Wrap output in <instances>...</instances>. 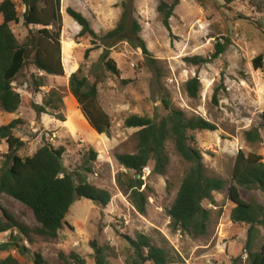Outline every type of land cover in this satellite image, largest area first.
Instances as JSON below:
<instances>
[{"label":"rangeland","instance_id":"rangeland-1","mask_svg":"<svg viewBox=\"0 0 264 264\" xmlns=\"http://www.w3.org/2000/svg\"><path fill=\"white\" fill-rule=\"evenodd\" d=\"M13 1L22 14L21 0ZM163 1L176 4L170 30L165 28L158 12ZM124 3L130 5L132 16L140 23L141 37L156 60L155 65H150L140 50L126 42L103 40L119 24ZM67 9L83 15L95 37H81L82 28L67 14ZM61 14L65 75L50 76L37 72L33 66L27 67L13 84L23 104L16 114L0 110V127L16 119L21 121L14 135L24 142L18 152L22 158L32 157L45 145L64 148L65 169L84 175L86 168H91L88 181L107 191L111 202L106 207L86 199L75 202L56 241L35 238L29 243L17 230L0 235V245L10 242L12 235L25 249L22 254L15 247L8 250L0 247V260L11 255L19 264H35L36 256L40 255L48 264H63L65 260L75 264L71 258L74 253L84 264H96L91 248V243L96 242L111 249L110 264H127L133 255L129 239L142 234L177 264H249L246 251L249 226L232 222L235 205L229 199L228 188L233 183L239 152L261 156L264 164V0H62ZM13 31L24 41L27 29L20 24ZM218 44L224 46L225 52L213 60ZM87 51L90 52L86 56ZM106 52L119 75L105 66L102 56ZM258 57H263L261 69H256L253 62ZM195 58L207 62L195 65L191 62ZM80 69L90 83H97L99 105L111 123L105 134L99 135L90 127L70 92L69 80ZM33 76H42L45 82L36 96L29 90ZM194 78L199 79L200 89L197 97L191 98L186 84ZM53 91L60 94L62 108L38 116L29 106L30 100H43ZM165 94L172 108L183 111L188 118L201 117L216 127L214 132L189 133L203 157L207 176L227 183L223 191L213 194L212 203H203L211 216L204 236L176 232L171 226L168 212L190 168L172 142L167 144L170 164L165 174L153 172L154 162L141 173L133 174L144 183L141 189L147 198L144 215L137 212L131 193L123 191L116 180L125 171L117 155L134 154L137 149L138 129L127 128L126 120L137 115L159 122L168 114L163 104ZM254 129L259 131L260 140L250 143L246 133ZM8 149L6 141L0 140V167ZM90 151L96 153L95 160L91 159ZM238 191L245 201L255 199L264 205L261 191L245 192L240 187ZM0 203L21 223L30 228L37 226L33 213L21 203L6 196L0 198ZM259 233L255 251L264 244V228H259Z\"/></svg>","mask_w":264,"mask_h":264},{"label":"trees","instance_id":"trees-1","mask_svg":"<svg viewBox=\"0 0 264 264\" xmlns=\"http://www.w3.org/2000/svg\"><path fill=\"white\" fill-rule=\"evenodd\" d=\"M233 1V0H226ZM24 12L19 14L13 0H5L0 4V110L7 114H16L23 104V98L14 87L17 77L29 66L37 72L50 76H64L62 63V0H21ZM124 11L117 27L107 33L103 40L126 42L133 49L140 50L150 65H155L144 40L141 37L142 27L132 16L130 5L123 4ZM176 4L161 2L158 12L163 25L170 30V19L174 15ZM67 14L82 30L80 36L95 37L88 20L73 9H67ZM22 25L27 29L24 41H20L13 31L14 26ZM54 27H57L55 29ZM90 51H87V54ZM225 52L223 45L218 44L212 59H218ZM105 66L111 72L119 75L115 62L106 52L102 56ZM263 57L255 59L256 69H261ZM195 65L205 64L206 59L195 58ZM30 91L37 95L45 86L44 77H32ZM69 89L80 106V110L90 127L99 135L105 134L111 127L109 116L102 110L98 100L97 83H90L81 69L69 80ZM200 89V81L194 78L187 82L186 90L191 98H196ZM217 93L214 102H217ZM163 104L168 111L167 116L159 122L143 116H131L125 126L138 129L136 133L137 149L134 154L117 155V161L125 170L117 175V183L123 191L131 193V200L140 214L146 213L147 198L141 191L144 186L142 178L133 174L141 173L150 162H154L153 172L157 175L166 173L170 159L167 144L172 142L176 152L190 165L176 200L169 210L171 226L174 231H180L195 237L207 233L210 222V211L203 207L204 202H213V194L223 191L227 183L220 178H211L206 174L203 157L192 144L190 132L216 131L215 125L201 117L188 118L181 110L171 106L168 95L165 94ZM63 100L56 91L48 93L43 100H30L29 106L38 115L58 112ZM50 110V111H49ZM64 120L61 115H57ZM264 117V116H263ZM21 121L14 120L7 126L0 127V140L8 144V154L0 167V198L6 196L27 207L34 215L37 226L30 228L3 208L0 203V235L17 230L29 243L35 238L46 242L56 241L60 231L67 225L65 219L75 202L86 199L97 205L106 207L111 202V195L88 181L91 168H86V174L68 172L63 164L64 148L55 149L51 145L40 148L32 157L22 158L18 152L24 147V142L14 135L16 126ZM246 138L250 143L260 140L257 129L248 131ZM91 159H96V153L90 151ZM233 183L228 188V196L235 205L231 220L237 224L249 226L246 251L249 264H264V244L255 251L259 228H264V205L255 199L245 201L238 187L245 192L261 191L264 194V164L262 157L254 154L246 156L239 152L232 174ZM133 255L127 259V264H177L162 248L157 247L146 235H138L129 239ZM15 247L22 254L25 249L18 245L17 237L12 236L10 242L1 248L8 250ZM95 253L96 264H110L109 247H102L96 242L91 243ZM64 258L61 255V259ZM75 264H84L78 255L71 254ZM0 264H19L17 259L9 255ZM35 264H48L40 255L35 258ZM63 264H70L65 260Z\"/></svg>","mask_w":264,"mask_h":264},{"label":"built area","instance_id":"built-area-1","mask_svg":"<svg viewBox=\"0 0 264 264\" xmlns=\"http://www.w3.org/2000/svg\"><path fill=\"white\" fill-rule=\"evenodd\" d=\"M0 242H1V241H0ZM3 244H4V243H3ZM1 245H2V244H1ZM1 245H0V246H1Z\"/></svg>","mask_w":264,"mask_h":264},{"label":"clouds","instance_id":"clouds-1","mask_svg":"<svg viewBox=\"0 0 264 264\" xmlns=\"http://www.w3.org/2000/svg\"><path fill=\"white\" fill-rule=\"evenodd\" d=\"M2 245H3V244H2ZM2 245H1V246H2ZM1 246H0V247H1Z\"/></svg>","mask_w":264,"mask_h":264}]
</instances>
